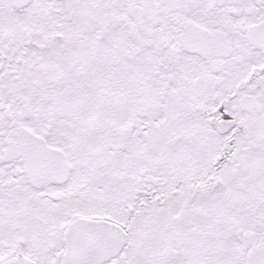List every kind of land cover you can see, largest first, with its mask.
I'll return each instance as SVG.
<instances>
[{"label":"snow or ice","instance_id":"snow-or-ice-1","mask_svg":"<svg viewBox=\"0 0 264 264\" xmlns=\"http://www.w3.org/2000/svg\"><path fill=\"white\" fill-rule=\"evenodd\" d=\"M0 264H264V0H0Z\"/></svg>","mask_w":264,"mask_h":264}]
</instances>
